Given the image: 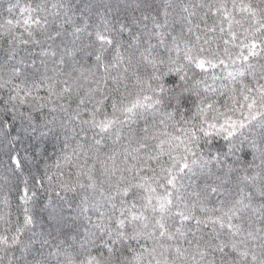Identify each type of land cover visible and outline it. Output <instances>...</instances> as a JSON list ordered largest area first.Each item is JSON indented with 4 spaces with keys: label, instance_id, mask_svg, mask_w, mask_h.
Segmentation results:
<instances>
[{
    "label": "snow or ice",
    "instance_id": "snow-or-ice-1",
    "mask_svg": "<svg viewBox=\"0 0 264 264\" xmlns=\"http://www.w3.org/2000/svg\"><path fill=\"white\" fill-rule=\"evenodd\" d=\"M0 264H264V0H0Z\"/></svg>",
    "mask_w": 264,
    "mask_h": 264
}]
</instances>
